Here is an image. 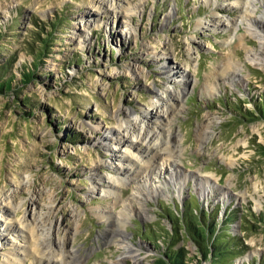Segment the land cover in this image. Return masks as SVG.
Masks as SVG:
<instances>
[{
  "label": "rangeland",
  "instance_id": "1",
  "mask_svg": "<svg viewBox=\"0 0 264 264\" xmlns=\"http://www.w3.org/2000/svg\"><path fill=\"white\" fill-rule=\"evenodd\" d=\"M105 1L0 0V81L12 79L10 88H0V232L6 217L11 224L36 212L50 217L38 229L57 255L34 264H112L123 242L138 248L142 263L121 264H161L171 247L184 250L189 264H210L185 233V216L217 208L220 226L231 209L238 214L230 234L247 246L233 264L259 262L264 226L256 227L250 214H264V118L256 111L264 65L253 63L250 52L260 51L261 42L250 35L248 19L238 29L225 24L241 17L244 0H128L125 15H84L110 6ZM261 2L252 4L258 16ZM180 64L193 80L172 124L180 139L173 157L185 182L181 194L173 185L180 182L160 172L151 178L166 182L165 190L145 204L125 205L132 182L118 187L120 203L103 181L93 190L97 175L117 176L111 165L121 164L102 141L119 155L130 148L105 140V132L118 118L126 121V110L144 117L156 92L168 101L164 89L174 81L165 66L177 70L179 88L185 85ZM29 71L33 78L24 82ZM141 190L145 197L148 190ZM121 211L123 222L116 218ZM6 242L0 238V262L10 256L33 264L34 253Z\"/></svg>",
  "mask_w": 264,
  "mask_h": 264
},
{
  "label": "bare ground",
  "instance_id": "2",
  "mask_svg": "<svg viewBox=\"0 0 264 264\" xmlns=\"http://www.w3.org/2000/svg\"><path fill=\"white\" fill-rule=\"evenodd\" d=\"M210 1L212 2V0ZM253 1L255 0H244L240 2L238 1V5H240L242 9L241 17H239L238 20L235 19V21L232 19H228L227 23L225 24L228 25V23H230V26H234L236 29H238V22L242 21L243 18L248 19L251 22H249L250 26H248V31L250 35L256 36V38H258L261 42L259 46L260 51L258 50L250 52L252 57L251 61L255 64L262 63L264 65V15L258 16L255 14L254 6H252ZM101 2L105 3L106 1L101 0ZM261 3L264 4V0H262ZM92 9L94 11L87 10L85 11L84 15L103 16L104 14L109 13L118 16L119 12H122L125 15L129 12L130 8L128 0L126 2H124L123 0H110V6L109 4H103L101 6H97L95 9ZM170 15L171 14H169L168 16ZM100 21L101 19L95 20L94 25H101ZM201 22L203 23V21ZM234 36L235 33L231 35L230 40H232ZM231 60L232 59L230 58L229 63H231ZM165 67H167V69L164 70V73H167V76L171 82L174 81L172 82L174 83L173 85H167V87H165L164 89V93H167L169 95L168 101H163V92H156L157 98L151 101V105L154 108L152 110H149L148 108L144 109L142 112L144 117H141L138 114L135 115L133 110H126V121H124L123 118H118V124L110 127L104 134L103 138L105 140L111 141L113 139H116L115 142H123L130 147L127 151H123L122 154L119 155L114 146L107 144V142L104 143L105 141H102V143L105 145V148H107L108 151H112L116 159L119 158L121 164L119 162H112L111 167L115 169V171L117 172V176L113 175L104 177V175H97V178L95 177L96 179L94 182L93 190H95L96 184L98 182L103 181V183L108 188H111V190L108 189V191L106 190V192L115 194L114 202L120 203V198L123 194V189L119 191L118 187L124 186L129 182L135 183V191L132 196L127 198L125 205L131 204L133 206V204H135L136 202L138 203L139 201V203L145 204V201H147L150 196L155 195L156 193H163V190H165L164 186L166 182L157 183L152 181L150 174L152 172H160L161 175L165 173L164 177L166 181H174L175 179H177L180 183L173 184L174 188L176 191H179L180 194L183 191L185 182H183L182 179L184 178L179 170L180 168L177 159L173 157V155H175L174 151L177 149L178 141L180 139L178 138L176 130H173L172 124L174 122L173 116L175 115V113L182 111V99L184 98V95L186 94L188 87L191 85V81L193 80L191 78L189 68L184 66L183 64H180V68L182 69L180 72L185 78V85L177 88V83L175 82L178 79L177 77L175 78V76H177V70L173 71L174 69L170 68V66L168 68L167 65ZM135 70H137V73L140 72L138 67H136ZM224 70H226V67ZM227 72H225V74ZM220 76L225 77L222 75ZM128 132L131 133L129 134ZM131 148H133L136 153L133 152ZM119 151H122V149H120ZM156 159L158 160L157 164H155ZM96 163V165L99 166L102 161L97 160ZM171 167H173V169ZM170 168L172 170H169ZM142 188H146L148 190V193L147 195H145V197H142V195H140L143 192V190H141ZM142 208L143 210H145V206L142 205ZM7 209L9 212L10 208ZM126 216V212L124 211L121 215H116V218L118 221L123 222V219ZM44 217L46 216L42 213L37 214L36 212L30 218L31 220L28 219L26 221L14 219L16 221H14L15 224H11L9 221L10 218L6 217L4 222H2V225L4 226L3 231H7V233L3 231L0 232L1 240L3 239L4 241L12 242V244L16 245L17 247L23 246V249L25 251L30 250L29 252L31 253L29 255H31L32 253L35 254V260L33 261V264L41 263L43 260H47L46 262H48L49 260H51V256L57 255L55 253L57 250L53 245H51L53 243H49L51 242L50 240L48 241L49 238L46 239L48 242H46L44 239H41L42 237L46 236V234L39 231V223H43V220L47 221L50 219V217L48 216L46 218ZM49 223L50 226L47 231L51 232L53 222L50 221ZM12 230H15L16 232L12 233ZM111 230L122 231V228L117 229L112 227ZM11 234L13 235L12 237L9 236ZM38 240L41 242V245L40 243H38ZM19 241L27 242V244L18 243ZM122 245H124L126 249L124 253L120 255L117 262L113 261L114 264H121L128 258L137 260L138 262L142 263L139 256L141 252L137 247H135V245L133 246L130 245V243L125 242H123ZM17 262L18 260L15 261L11 259L10 256H7L6 262L3 263L1 261L0 264H16Z\"/></svg>",
  "mask_w": 264,
  "mask_h": 264
},
{
  "label": "trees",
  "instance_id": "3",
  "mask_svg": "<svg viewBox=\"0 0 264 264\" xmlns=\"http://www.w3.org/2000/svg\"><path fill=\"white\" fill-rule=\"evenodd\" d=\"M34 50L31 49L33 52ZM42 57L43 52L38 51L35 55L36 59H42ZM33 75V71L25 73L24 82L31 81ZM11 80L7 78L1 80L0 88H10ZM256 111L261 113V116L264 118V99L256 103ZM236 112L240 114V110ZM217 213V208L210 212L201 209L198 216H192V218L185 216V233L195 240L202 256L205 259L210 258V264H233L235 258L245 252L247 248L244 241L238 235L230 234V221L235 220L238 213L230 209L222 221L223 224L220 226L218 220H216ZM250 215L255 218L256 227H260V225L264 226V214L259 215L251 212ZM186 255V252L181 248L173 249L171 247L168 253L165 254L166 257L160 259L159 262L161 264H189L186 260ZM242 264H264V256L259 259V262L255 261V258H252L250 262H242Z\"/></svg>",
  "mask_w": 264,
  "mask_h": 264
}]
</instances>
